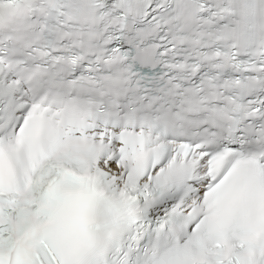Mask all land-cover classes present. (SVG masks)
<instances>
[{
  "label": "snow or ice",
  "instance_id": "obj_1",
  "mask_svg": "<svg viewBox=\"0 0 264 264\" xmlns=\"http://www.w3.org/2000/svg\"><path fill=\"white\" fill-rule=\"evenodd\" d=\"M0 264H264V0H0Z\"/></svg>",
  "mask_w": 264,
  "mask_h": 264
}]
</instances>
